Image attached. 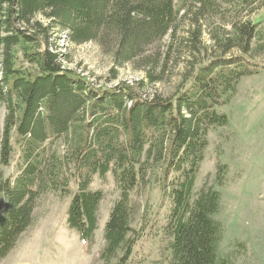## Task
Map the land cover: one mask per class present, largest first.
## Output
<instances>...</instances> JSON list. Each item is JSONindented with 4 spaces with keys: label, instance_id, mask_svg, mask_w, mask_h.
I'll list each match as a JSON object with an SVG mask.
<instances>
[{
    "label": "trees",
    "instance_id": "trees-1",
    "mask_svg": "<svg viewBox=\"0 0 264 264\" xmlns=\"http://www.w3.org/2000/svg\"><path fill=\"white\" fill-rule=\"evenodd\" d=\"M232 1L233 7L221 12L215 0H0V102L6 107L0 128V261L31 225L39 197L67 194L72 181L77 191L67 223L91 244L104 193L89 186L94 175L112 171L119 197L106 224L104 253L121 250V255L111 264H133L140 235L132 222L141 196L154 187L169 204L167 264H231L219 255L224 231L215 215L221 193L214 187L194 192V186L209 129L227 122L217 107L236 96L243 76L258 72L247 57L254 40L264 49V34L251 19L264 0ZM216 13L223 22L216 23ZM184 16L191 24L186 40L194 57L168 94L143 95L145 79L97 87L64 67L51 43L59 30L74 44L98 43L117 64L145 57L143 65L157 67L162 53L146 52L170 32L164 71ZM205 24L213 26L212 46L201 40ZM234 48L246 55L226 58ZM210 49L220 54H209ZM146 78L163 80L152 68ZM17 151L18 173L5 177L1 167Z\"/></svg>",
    "mask_w": 264,
    "mask_h": 264
},
{
    "label": "rangeland",
    "instance_id": "rangeland-1",
    "mask_svg": "<svg viewBox=\"0 0 264 264\" xmlns=\"http://www.w3.org/2000/svg\"><path fill=\"white\" fill-rule=\"evenodd\" d=\"M177 1V0H176ZM217 11H227L233 7L232 0H215ZM219 13L216 23L223 22ZM188 15V14H187ZM257 30L264 34V2L251 15ZM44 25L47 20L39 16ZM214 27H216L214 25ZM228 30L230 26L226 25ZM213 26L203 27L201 40L208 46L213 45L210 31ZM165 69L164 53L172 42L169 32L160 42L148 47V56L160 51L161 61L157 67L143 65L139 58L134 64H117L112 56L96 42L74 44L66 32L56 30L51 34L54 51L62 54L63 66L85 76L97 87H112L118 82L134 85L145 79L143 95L154 92H174L181 82L182 73L187 70L188 62L194 57L186 40L191 29L189 18L185 17L177 28ZM191 31V30H190ZM254 40L253 49L247 56L258 67V72L243 76L238 85L236 96L230 103L217 107L227 116V122L213 126L207 134L208 145L204 160L200 163L194 192L214 187L221 193L220 209L215 217L223 225V239L219 255L229 257L231 264H264V49L259 50ZM257 48V49H256ZM209 54L219 55L218 50L210 49ZM239 48H234L225 57L245 56ZM213 58V57H211ZM147 68V70H146ZM163 80L151 82L148 69ZM117 74L114 77V74ZM189 84V83H187ZM6 107L0 102V128L4 126ZM59 150L63 143L57 142ZM19 151L1 171L5 177L13 178L17 173ZM89 189H101L104 197L98 208V223L93 242L88 244L80 234L69 227L67 210L72 196L77 191V183L71 182L70 192H45L36 202L31 225L23 232L10 253L0 264H111L121 255L104 253L106 224L119 197V189L112 171L104 177L94 175ZM4 200L1 198L0 203ZM142 208L135 216L132 227L140 235L132 252L133 264H167L170 257L169 242L164 229L169 213V204L163 202V194L158 187L147 190L141 196ZM132 236L134 234L132 233Z\"/></svg>",
    "mask_w": 264,
    "mask_h": 264
}]
</instances>
